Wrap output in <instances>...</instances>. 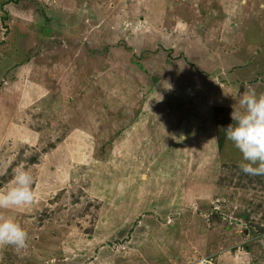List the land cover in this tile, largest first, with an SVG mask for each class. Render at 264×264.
Here are the masks:
<instances>
[{
    "label": "rangeland",
    "instance_id": "1",
    "mask_svg": "<svg viewBox=\"0 0 264 264\" xmlns=\"http://www.w3.org/2000/svg\"><path fill=\"white\" fill-rule=\"evenodd\" d=\"M264 93V0H0V264H264V175L226 139Z\"/></svg>",
    "mask_w": 264,
    "mask_h": 264
},
{
    "label": "clouds",
    "instance_id": "2",
    "mask_svg": "<svg viewBox=\"0 0 264 264\" xmlns=\"http://www.w3.org/2000/svg\"><path fill=\"white\" fill-rule=\"evenodd\" d=\"M239 110L231 112L232 123L225 128L230 140L242 154L239 168L246 175H264V93L254 90L239 96ZM33 177L20 165L14 169L10 184L0 189V210L27 207L33 204ZM28 233L12 217L0 215V247L16 251L27 247Z\"/></svg>",
    "mask_w": 264,
    "mask_h": 264
},
{
    "label": "built area",
    "instance_id": "3",
    "mask_svg": "<svg viewBox=\"0 0 264 264\" xmlns=\"http://www.w3.org/2000/svg\"><path fill=\"white\" fill-rule=\"evenodd\" d=\"M188 264H213L212 261L207 260V259H198L195 260L194 262H190Z\"/></svg>",
    "mask_w": 264,
    "mask_h": 264
}]
</instances>
